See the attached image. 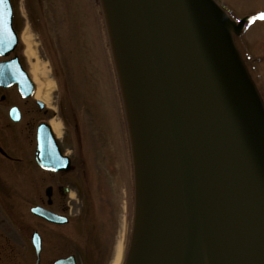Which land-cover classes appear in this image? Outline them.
<instances>
[{
    "label": "water",
    "instance_id": "obj_1",
    "mask_svg": "<svg viewBox=\"0 0 264 264\" xmlns=\"http://www.w3.org/2000/svg\"><path fill=\"white\" fill-rule=\"evenodd\" d=\"M111 2L137 87L153 176L136 264H195L199 257L204 264H264V181L217 86L198 0ZM11 20L9 0H0V45L10 49L17 42ZM22 79L32 91L24 72ZM35 162L45 172L71 170L45 123L36 131ZM30 212L66 221L40 207Z\"/></svg>",
    "mask_w": 264,
    "mask_h": 264
},
{
    "label": "rangeland",
    "instance_id": "obj_2",
    "mask_svg": "<svg viewBox=\"0 0 264 264\" xmlns=\"http://www.w3.org/2000/svg\"><path fill=\"white\" fill-rule=\"evenodd\" d=\"M13 1L18 21L23 24L24 52L27 43L23 35L34 48L33 57L24 53L25 57L30 66L39 61L54 84L49 104H45V110L51 113L49 124L59 127L54 137L62 152L80 165L65 178L53 176L52 182L37 174L33 180L37 192L42 194L47 184L52 188H69L66 199L70 253L77 254V264H109L111 250L104 247V240L113 232L114 254L121 222L126 216L128 190L113 74L97 13L90 0H71L66 12L70 16L60 14L67 19L69 40L63 78L41 31L42 15L36 0ZM198 5L203 16V42L217 86L264 181V0H198ZM26 13L31 16L32 26L26 21ZM36 119L46 117L39 115ZM29 187V182L21 177L22 195ZM85 195L95 206L96 235L88 230L93 222L88 225L84 218L81 205ZM22 200L23 209L31 204L24 196ZM27 219L23 236L32 226L29 215ZM195 264L204 262L199 257Z\"/></svg>",
    "mask_w": 264,
    "mask_h": 264
},
{
    "label": "flooded vegetation",
    "instance_id": "obj_3",
    "mask_svg": "<svg viewBox=\"0 0 264 264\" xmlns=\"http://www.w3.org/2000/svg\"><path fill=\"white\" fill-rule=\"evenodd\" d=\"M9 3L12 12L11 27L17 42L11 49L6 42L0 45V264H77L78 256L76 253H70L69 243L70 220L66 198L70 189L52 188L51 184H47L39 195L33 180L37 174L51 182L53 176L65 178L74 173L80 165L75 164L71 157L63 153L59 144L62 155L70 159V171L45 172L39 169L35 162L36 131L40 124H49L51 113L48 109L45 110L44 103L34 98L36 86L30 91V87L23 84L22 72L31 79L30 62L26 59L21 44L23 24L18 21L16 3L13 0H9ZM65 16L69 17L70 14ZM25 17L32 26L31 16L26 13ZM7 49L10 51L5 53ZM39 115L45 116L46 119L37 121ZM21 177H24L30 186L23 195L20 189ZM47 188H50L49 197L45 194ZM23 196L31 200V204L26 205L24 209ZM84 198V204L81 205L85 213L84 218H87L88 225L93 222L88 230L96 235L93 215L95 206L91 198L86 195ZM35 207L43 208L66 221L63 223L46 221L31 214L30 210ZM27 215L31 218L32 226L30 232L23 236L24 225L29 220ZM108 238L104 240V247H110L111 262L113 232ZM89 245L91 246L92 242Z\"/></svg>",
    "mask_w": 264,
    "mask_h": 264
},
{
    "label": "bare ground",
    "instance_id": "obj_4",
    "mask_svg": "<svg viewBox=\"0 0 264 264\" xmlns=\"http://www.w3.org/2000/svg\"><path fill=\"white\" fill-rule=\"evenodd\" d=\"M90 1L98 16L103 45L113 74L128 190L126 216L122 219L110 264H136L146 234L143 206L145 192L151 195L149 205L153 197V176L145 127L127 48L112 2ZM22 39L27 43L26 55L32 58L33 46L28 43L26 35H23ZM30 75L36 86L34 98L46 105L49 104L54 84L46 77L39 61L35 60L31 64ZM50 127L53 134L58 135L59 127L55 124H50Z\"/></svg>",
    "mask_w": 264,
    "mask_h": 264
},
{
    "label": "trees",
    "instance_id": "obj_5",
    "mask_svg": "<svg viewBox=\"0 0 264 264\" xmlns=\"http://www.w3.org/2000/svg\"><path fill=\"white\" fill-rule=\"evenodd\" d=\"M71 0H36L38 12L42 15L41 31L46 39V44L54 53L57 70L65 77L67 68V19L60 16L69 12ZM58 15L60 17H58ZM66 67V68H65Z\"/></svg>",
    "mask_w": 264,
    "mask_h": 264
}]
</instances>
